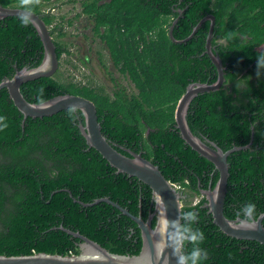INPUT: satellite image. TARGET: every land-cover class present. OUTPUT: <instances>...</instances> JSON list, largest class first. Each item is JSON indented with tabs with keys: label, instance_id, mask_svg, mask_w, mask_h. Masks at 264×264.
Instances as JSON below:
<instances>
[{
	"label": "trees",
	"instance_id": "1",
	"mask_svg": "<svg viewBox=\"0 0 264 264\" xmlns=\"http://www.w3.org/2000/svg\"><path fill=\"white\" fill-rule=\"evenodd\" d=\"M98 1L93 6L97 28L108 24L119 38L106 44L136 92H118L112 98L53 76L23 83V97L30 103L63 94L91 100L111 145L125 155L129 154L121 147L141 153L179 186L185 196L181 214L194 211L197 221L192 227L204 233L200 247L207 259L200 264H264L263 245L229 237L213 224L200 190L213 188L219 174L183 141L175 126V106L187 86L217 78L215 66L203 53L209 23L183 43L173 42L161 25L162 15L171 13L174 3V8L184 9L172 29L176 40L189 36L206 14L215 17L211 45L222 61L224 83L194 97L186 120L194 135L223 151L249 144L252 132L249 147L227 157L223 212L235 219L245 204L253 203L257 218L264 212V67L257 69V57L264 54V49L257 50L264 45V0H110L96 6ZM0 5L20 8L19 0H0ZM37 7L32 12L40 15ZM40 17L46 26L52 25L50 16ZM101 37L104 41L105 35ZM216 37L225 42H216ZM53 42L59 57L61 45ZM42 57L43 46L32 23L23 26L18 16L0 20V82L24 67L38 66ZM70 109L23 119L7 90L0 89V116L8 125L0 131V255L78 254L80 239L60 227L79 232L111 253L137 255L141 249L140 230L128 216L106 202L82 203L107 197L145 220L153 210L150 188L117 173L89 147L79 130L83 116L79 110L70 114ZM195 196L201 198L193 203Z\"/></svg>",
	"mask_w": 264,
	"mask_h": 264
},
{
	"label": "water",
	"instance_id": "2",
	"mask_svg": "<svg viewBox=\"0 0 264 264\" xmlns=\"http://www.w3.org/2000/svg\"><path fill=\"white\" fill-rule=\"evenodd\" d=\"M21 11H23L21 8L3 7L0 5V20L9 16L19 17L18 14ZM206 19L211 20V25L206 39L205 52L216 68L217 78L210 84L191 83L187 86L175 106V126L183 141L192 150L211 162L219 174L218 180L213 188L209 187L208 189L200 190L201 195L206 200V206L212 216L213 224L229 237L256 241L264 246V226L262 225L264 212L256 218V226L254 229L238 227L237 219H229L223 212L228 180L227 157L235 151L248 148L250 143L245 146H233L223 151L214 142L202 140L194 135L186 120L188 107L194 97L200 93L215 91L221 88L224 83V67L220 57L214 54L211 49L214 23L212 16L202 18L195 25L191 34L185 39H174L171 33L172 30H170V38L172 41L183 43L195 34L199 26ZM31 20L43 46L42 60L38 66L33 68L24 67L17 70L11 78L2 80L0 82V89L5 88L7 90L14 106L23 114V119L27 117L40 118L51 116L68 108L79 110L84 119V123L79 124V130L85 138L87 145L98 151L110 166L116 169L117 173L134 177L147 185L152 194L153 210L149 211L147 218L144 220L140 213L135 216L107 197L97 198L90 204L82 203L84 206H90L98 202H106L133 220L140 230L141 236V249L137 255L111 253L97 242H94L79 232L60 227L68 234L80 239L78 254L66 256L47 253L17 256L0 255V264H177L175 257L172 256L171 249H165L163 253L160 251L163 247L162 237L160 235L163 232V217L158 212V210L166 207V218L168 221L175 220L181 214L182 198L185 196L182 195L176 185L167 180L158 166L144 158L141 153L121 147V149L129 154L125 155L111 145L101 132L96 107L91 100L78 95L63 94L54 96L41 103H30L23 97L20 91V86L23 83L41 77H53L58 69L56 46L46 24L38 14L33 12L31 13ZM153 219L155 220L154 226H152Z\"/></svg>",
	"mask_w": 264,
	"mask_h": 264
},
{
	"label": "rangeland",
	"instance_id": "3",
	"mask_svg": "<svg viewBox=\"0 0 264 264\" xmlns=\"http://www.w3.org/2000/svg\"><path fill=\"white\" fill-rule=\"evenodd\" d=\"M63 0L53 1L49 6L56 7L53 14L56 16V21L53 25H63L65 26L66 21L73 17V14L79 13L80 8L78 4L73 5L72 2L63 4ZM61 25V26H62ZM78 27L72 29V27H67L64 29L65 39L62 40L59 36L57 41L63 42L66 45L71 55L63 56L61 62L62 66L59 68L56 79L61 80H71L82 82L87 81V79L94 81L95 85L101 86L107 92H113L118 89L125 90L127 93L134 92L127 79H124L120 73L112 66L108 58L107 51L103 50V53L98 54L99 50H102L103 45L100 43L97 35L92 34L93 22L90 19H85L81 17L77 24ZM77 31H82V35H77ZM80 34V33H78ZM78 36V38L72 39L73 36ZM72 40L73 42L68 43ZM68 44V45H67ZM81 59L83 63L87 66H82L78 59ZM103 59V60H102ZM99 60L103 61L105 64L102 67L99 64ZM76 66V69L73 68ZM87 78V79H86ZM179 188V186H176ZM201 196H195L193 198V203L198 201Z\"/></svg>",
	"mask_w": 264,
	"mask_h": 264
},
{
	"label": "clouds",
	"instance_id": "4",
	"mask_svg": "<svg viewBox=\"0 0 264 264\" xmlns=\"http://www.w3.org/2000/svg\"><path fill=\"white\" fill-rule=\"evenodd\" d=\"M40 0H19V6L23 9L18 15L23 26L33 23L31 20L32 8L38 5ZM264 67V54L257 57V69ZM75 109H70V114ZM5 118L0 116V131L7 128ZM163 217L162 237L163 247L171 249L172 256L175 257L177 264H200L207 259V251L200 247L204 240V233L192 227L197 221V214L194 211L183 212L175 220L168 221L166 218V207L158 210ZM237 225L244 229H254L256 226V205L248 203L236 213ZM183 221V222H182ZM187 245H191L190 251H185Z\"/></svg>",
	"mask_w": 264,
	"mask_h": 264
},
{
	"label": "flooded vegetation",
	"instance_id": "5",
	"mask_svg": "<svg viewBox=\"0 0 264 264\" xmlns=\"http://www.w3.org/2000/svg\"><path fill=\"white\" fill-rule=\"evenodd\" d=\"M53 1H57V0H40V3L38 4V9H40V11H41V14L40 15H48V16H50L51 17V19H52V21H53V23L56 21V16L53 14V12H54V10L56 9V7H50L49 5L53 2ZM64 2H63V4H66V3H70V2H72L73 3V5H75V4H78L79 5V8H80V11H79V13H75V14H73V17L72 18H70L69 20H67L66 21V24H65V26H63L62 24V26L61 25H53V23H52V25H50V26H47V28H48V30H49V32L50 31H52L53 30V27L54 26H56L58 29L56 30V31H53V34H51V37H52V40L54 39L56 42H58V44L59 45H61V52H60V55H59V57H58V69H57V71H56V73L53 75V76H55L56 74H57V72H58V70H59V68L62 66V62H61V60L63 59L62 57L63 56H70L71 55V53H70V50H69V48L66 46V45H63L64 43L63 42H61V41H57L56 39H57V37L59 36L62 40H64L65 39V33H64V29L65 28H67V27H72V29H75V27H78L77 26V24H78V22H79V19L81 18V17H85V19H90L92 22H93V28H92V34L93 33H95V35H97V37H98V39H99V41H100V43L103 45V48H102V50H99L98 51V54L100 55V53H103L104 51L103 50H105V51H107V53H108V58H109V60H110V62L112 63V66L120 73V75L124 78V79H127L128 80V82L130 83V85H131V87L134 89V92H130V93H127V91H125V90H121V89H118V90H116V91H113V92H107V91H105L104 89H102V87L101 86H98V85H95L94 84V81H92V80H89V79H87V81H85V82H82L81 80H79V81H77V82H75V81H71V80H65V82H68V81H71V82H74L75 84H80V85H88V86H90L91 88H93V89H95V90H101V91H103V93L104 94H108L110 97H112V98H114V96L118 93V92H120V93H123V95H127V96H130L131 94H133V93H135L136 92V89H135V87H134V85L132 84V82L129 80V78H128V76H127V74H123V73H121L120 71H119V69H118V67H117V65L114 63V61H113V59H112V57H111V53H110V50H109V48H108V46H107V40L108 39H113L114 38V40L115 39H119L116 35H114V34H112L111 33V31H110V29H109V25L108 24H104V25H101L100 27H99V29L97 28V14H96V11H95V9L93 8V6H94V2H95V0H63ZM110 0H100V1H98L97 2V4H96V6H100V5H102L103 3H108ZM173 6H172V8H171V10H172V12L171 13H168V14H166V16H163L162 15V17H161V20H163L164 21V23H161V25L164 27V28H167L168 29V35H169V38H170V30H172L173 29V27H174V25H175V23L177 22V20H178V17H180L181 15H182V13H183V11H184V9H180V8H174L177 4L176 3H174V4H172ZM88 8H87V7ZM11 8H18V7H11ZM22 9V8H21ZM105 11H106V9H105ZM178 13V16H175V13ZM39 15V16H40ZM208 16H212L213 18H214V23H213V30H214V25H215V17L212 15V14H206L205 16H203L202 18H204V17H208ZM201 18V19H202ZM200 19V20H201ZM199 20V21H200ZM198 21V22H199ZM197 22V23H198ZM205 22H208L209 23V28H210V25H211V20L210 19H206L203 23H205ZM202 23V24H203ZM201 24V25H202ZM200 25V26H201ZM199 26V27H200ZM195 27V26H194ZM193 27V28H194ZM213 30H212V38H211V41H212V39H213ZM78 33H80V34H78ZM82 33V31L80 32V31H77V35H82L81 34ZM171 33H172V31H171ZM196 33V32H195ZM208 33H209V29H208ZM208 33H207V36H208ZM111 34H112V36H111ZM191 34V33H190ZM189 34V35H190ZM53 35V36H52ZM73 36L72 37V39H75V38H78V36ZM102 35H105V40L103 41L102 39ZM148 36H152L153 38H155V33L154 34H152V33H149V35ZM173 36V35H172ZM207 36H206V39H207ZM188 37V36H187ZM186 37V38H187ZM135 38H139V36L138 35H136V37ZM174 38V37H173ZM171 39V38H170ZM175 39V38H174ZM185 39V38H184ZM172 40V39H171ZM215 40H216V42H218V43H224L225 42V40L223 39V38H221V37H216L215 38ZM71 42H73L72 40H70V41H68V43H71ZM63 43V44H62ZM68 45V44H67ZM205 45H206V40H205ZM211 49H212V45H211ZM264 49V45L263 46H259L258 48H257V50L258 51H261V50H263ZM203 53L204 54H207L206 52H205V48H204V51H203ZM217 55V54H216ZM208 56V55H207ZM78 59V58H77ZM103 60V59H102ZM78 61L81 63V65L82 66H87L85 63H83V61L81 60V59H78ZM99 64L103 67L104 66V62L103 61H101V60H99ZM88 67V66H87ZM105 67V66H104ZM73 68L74 69H76V66H73ZM89 68V67H88ZM89 70L91 71V69L89 68ZM92 72V71H91ZM59 81H62V82H64V80H61V79H58ZM252 143V132H251V138H250V144Z\"/></svg>",
	"mask_w": 264,
	"mask_h": 264
}]
</instances>
